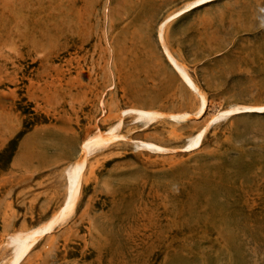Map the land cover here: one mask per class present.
Returning <instances> with one entry per match:
<instances>
[{"label":"rangeland","instance_id":"1","mask_svg":"<svg viewBox=\"0 0 264 264\" xmlns=\"http://www.w3.org/2000/svg\"><path fill=\"white\" fill-rule=\"evenodd\" d=\"M186 1L0 0V264L14 233L59 208L95 133L114 136L87 153L73 213L20 264H264V112L209 123L264 104V0H212L164 26L200 116L157 35ZM128 108L165 115L144 124Z\"/></svg>","mask_w":264,"mask_h":264},{"label":"bare ground","instance_id":"2","mask_svg":"<svg viewBox=\"0 0 264 264\" xmlns=\"http://www.w3.org/2000/svg\"><path fill=\"white\" fill-rule=\"evenodd\" d=\"M212 0H188L186 1L180 8L172 11L162 18L158 23V39L162 42L163 52L171 65V67L176 71L177 75L180 77L182 82L196 94L198 105L196 107L195 112L193 113L196 116H200L207 107V100L204 93L198 88L194 80L191 78L189 73L187 72L185 66L179 62L174 55L168 50L166 45L163 42V28L164 26L176 16L187 12L195 7L206 4ZM239 111H255V112H264V104H253V105H235L229 106L223 110H219L214 113L210 119L209 123H213L222 116L232 114ZM123 112H133L136 120L143 121L144 124L152 122L157 117H161L165 115V113L155 110V109H143V108H128ZM192 113L183 111L177 113H168L167 116L174 120L180 121L187 119L190 117ZM116 127H112L110 129V133ZM206 130V126L201 127L193 134L187 137V140L181 149L183 150H193L198 148L202 141V136L204 131ZM114 135L111 133L108 136L103 135L102 133H95L93 135L88 136L82 142V156L70 163L66 167V192L63 198V201L58 209L54 210L51 215L45 219L43 222L30 227L26 231H18L14 233L10 241L14 243V247L11 253V256L6 264H20L23 258L28 253V250L36 243L38 238L43 234H46L51 231L54 225L69 216L73 213L77 199L80 193L81 188V178L85 169V157L90 149L94 146H97L109 139H111ZM137 146L144 148L149 151L161 152L168 149V147L156 144L151 141L139 140L137 142Z\"/></svg>","mask_w":264,"mask_h":264}]
</instances>
